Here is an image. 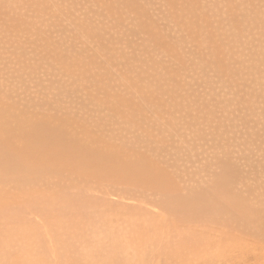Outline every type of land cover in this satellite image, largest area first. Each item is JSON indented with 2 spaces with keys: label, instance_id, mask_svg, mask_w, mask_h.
Instances as JSON below:
<instances>
[{
  "label": "rangeland",
  "instance_id": "obj_1",
  "mask_svg": "<svg viewBox=\"0 0 264 264\" xmlns=\"http://www.w3.org/2000/svg\"><path fill=\"white\" fill-rule=\"evenodd\" d=\"M261 143L264 0H0V264H229Z\"/></svg>",
  "mask_w": 264,
  "mask_h": 264
},
{
  "label": "bare ground",
  "instance_id": "obj_2",
  "mask_svg": "<svg viewBox=\"0 0 264 264\" xmlns=\"http://www.w3.org/2000/svg\"><path fill=\"white\" fill-rule=\"evenodd\" d=\"M263 146L264 143H261L260 147ZM263 150L260 148L255 153L249 151L251 157V167L247 172L251 182L249 187L243 189V182L234 178L237 173L235 171L232 175L233 179L224 183L227 190L222 189V193H216L217 201L214 211L219 220L217 232L222 235L223 230L228 238L227 247L217 243V254L219 257H233L229 264H264ZM78 217V212H76L75 218L78 219Z\"/></svg>",
  "mask_w": 264,
  "mask_h": 264
}]
</instances>
